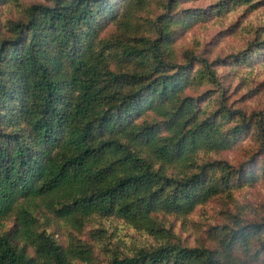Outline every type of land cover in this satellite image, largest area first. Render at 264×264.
I'll return each instance as SVG.
<instances>
[{
	"label": "trees",
	"instance_id": "obj_1",
	"mask_svg": "<svg viewBox=\"0 0 264 264\" xmlns=\"http://www.w3.org/2000/svg\"><path fill=\"white\" fill-rule=\"evenodd\" d=\"M262 8L0 0V264H233L236 245L264 264V208L249 219L228 206L264 182V108L226 96L230 77L264 68V21L224 59L183 43ZM241 150L238 165L222 157ZM215 200L224 225L191 244L175 222Z\"/></svg>",
	"mask_w": 264,
	"mask_h": 264
},
{
	"label": "rangeland",
	"instance_id": "obj_2",
	"mask_svg": "<svg viewBox=\"0 0 264 264\" xmlns=\"http://www.w3.org/2000/svg\"><path fill=\"white\" fill-rule=\"evenodd\" d=\"M204 2H198L196 7L204 6ZM195 6V5H194ZM240 21V22H239ZM264 21V8L254 14H247L241 19V14L237 13L230 16L228 19L222 22H210L204 26L197 28L189 33L183 43L187 46L191 45L192 41L197 39L203 43H213L211 48L214 55L211 56V61L216 57L226 58L232 53L242 50L248 41L254 38V29L256 25L261 24ZM239 22L238 26L234 29V33L227 35H221V31L225 30L230 25ZM229 67L220 69L221 72H227ZM230 77V76H229ZM242 79L245 77L250 81H241V78L232 76L228 82L226 96L229 97V102L235 105V108H240L250 115L253 111L260 112L264 108V92L260 93V90L264 89V68L260 69L256 75L250 72H243L241 74ZM239 83V84H238ZM245 156V152L233 151L227 152L222 155L224 159L231 163L240 164ZM221 200H215L207 206L200 207L196 212L190 216L187 220H178L175 222L177 230L187 238L192 244L200 236L204 235V230L209 225L214 224L218 226L224 225L225 215L223 214L224 206ZM228 206L233 213L237 211L247 214V218L250 219L256 209L264 208V182H260L253 186H247L238 193L235 194L234 201L229 203ZM256 208V209H255ZM123 226V235L125 239L130 241L134 240L133 229ZM115 229L113 228V231ZM60 234H65L64 231L56 229ZM86 241L92 242V236H84ZM65 239V237H63Z\"/></svg>",
	"mask_w": 264,
	"mask_h": 264
},
{
	"label": "clouds",
	"instance_id": "obj_3",
	"mask_svg": "<svg viewBox=\"0 0 264 264\" xmlns=\"http://www.w3.org/2000/svg\"><path fill=\"white\" fill-rule=\"evenodd\" d=\"M251 218L252 217H250V219ZM231 257L233 259V264H259L258 258L254 253L246 252L239 245L231 249Z\"/></svg>",
	"mask_w": 264,
	"mask_h": 264
}]
</instances>
